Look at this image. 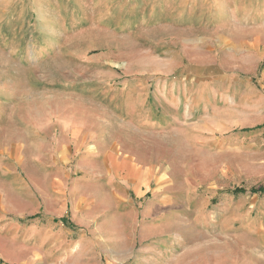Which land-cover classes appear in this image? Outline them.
Wrapping results in <instances>:
<instances>
[{
	"label": "rangeland",
	"instance_id": "rangeland-1",
	"mask_svg": "<svg viewBox=\"0 0 264 264\" xmlns=\"http://www.w3.org/2000/svg\"><path fill=\"white\" fill-rule=\"evenodd\" d=\"M223 2L0 0V264H118L137 257L139 228L131 256L91 244L107 211L93 205L104 191L84 180L94 179L88 174L102 158L84 160L80 148L111 149L118 168L129 161L143 170V198L122 189L118 196L139 208L158 197V233L175 245L210 247L199 258L222 249L224 264H264V194L251 192L264 188V60L224 61L200 34L202 22L224 20L216 9ZM256 4L252 18L264 10V0ZM244 26L264 37L258 26ZM173 86L180 103L178 95H163ZM192 96L201 103L190 104ZM163 117L173 121L160 126ZM22 121L37 122L47 138L68 132L66 153L58 140L52 146L61 168L54 160L44 173L19 157L35 150L36 135L22 134ZM46 193L65 202L62 219L42 220L30 208ZM76 230L85 232L89 253L67 248L77 237L60 232Z\"/></svg>",
	"mask_w": 264,
	"mask_h": 264
},
{
	"label": "crops",
	"instance_id": "crops-1",
	"mask_svg": "<svg viewBox=\"0 0 264 264\" xmlns=\"http://www.w3.org/2000/svg\"><path fill=\"white\" fill-rule=\"evenodd\" d=\"M257 0H224L220 6L216 7L217 11L224 12V20H209L202 22L200 26V34L213 44L218 46L222 52H224V61H235L239 64H244L246 61L256 60L260 62L264 60V37L255 36L253 33V28L251 30L244 31L245 23L252 24L253 26H258L261 31H264V10L261 6V10H257V14L259 17H253L252 13L255 12V6ZM263 1V0H262ZM259 3V2H258ZM254 7V8H253ZM211 16L210 19H212ZM251 19L250 22H246V20ZM246 32L248 34L244 35ZM244 62V63H243ZM211 68V67H209ZM216 69V68H215ZM236 72V71H235ZM235 74H238L237 72ZM251 74V73H250ZM171 89L168 87L166 90V94L164 92V96L168 97H178L176 102L180 103L181 93L179 94L176 90L177 86H173ZM163 96V97H164ZM214 97V96H213ZM219 98L222 95L218 96ZM165 98V97H164ZM190 104L201 103L199 98L192 96ZM206 105V104H205ZM180 109L174 105L173 110L176 111ZM46 124L54 125L53 120L46 119ZM173 119L172 117H163L158 120V125L165 126L170 124ZM58 124H56L57 126ZM62 127V126H60ZM38 123L37 122H21V130L22 134L27 133H35L36 136H30L31 141H35L32 144L34 147V152H31L27 155L19 154V157H27V163L32 165L37 171L47 172L50 170L53 165L54 160H57L58 167L61 168L63 159H58L60 157L59 154L54 155V151L52 149L54 140L59 141L60 153L63 152V149L68 150V143H63L62 141L68 140V132L63 131V128L60 129L58 135H55V138H47L46 136H42L39 134ZM53 128H51L52 130ZM66 130V129H65ZM66 135V138L63 136ZM43 142H48L47 145H43ZM65 144V145H64ZM81 151V156L85 158L84 160L96 161L97 158H102L100 161V165L93 170L95 173L88 174L92 175L94 179L84 180L89 185L93 184V188L102 189L101 195L99 194L97 198H95V206L96 211L106 212V215H102V220L104 222L102 225L98 227V229L93 230V234H90V242L94 248H97V245L100 246L99 249H103L104 252H108L110 255L113 254H130L131 256L133 250H131L130 245H133V236L136 234L134 227L139 228L138 237L142 242L141 246H139V253L137 257L131 259L126 258L127 261L116 262L118 264H224V251L214 250L210 252H206L202 255L201 258L197 256V254L201 253L199 250L206 251L210 247L208 246H198L190 245L188 247H179L174 244L172 236L158 233L157 229H161L162 226V217L156 213L159 207L162 205L159 201L158 197H155L152 200H148L144 202V207H137L133 200L125 198V194L118 196V190L122 189L123 192L129 191L135 201L137 199L141 200L143 198V188L145 190V180H143L140 173H143L141 169H138L136 166L129 161H125L124 164L118 168L116 166L117 160L111 156V149L108 151L102 152L99 150H88V149H79ZM112 158H111V157ZM110 157L113 164L110 166L105 165L106 158ZM83 160V161H84ZM109 162V160L107 161ZM19 163H22L19 161ZM60 165V166H59ZM58 190V187H55V191ZM102 194H105L104 198ZM39 202L37 201L30 204V208L34 209V214L40 215L42 220H55L58 218L64 217V206H66L65 202L61 199H54L50 197L49 193L45 195L37 194ZM38 203V204H37ZM137 203V202H136ZM54 204H57V209H54ZM59 213V214H58ZM149 215V216H147ZM109 216V217H107ZM111 217V219H110ZM204 221L208 220L207 215L203 216ZM209 220H211L210 214L208 215ZM88 220V218L86 217ZM84 220V219H83ZM202 221V220H201ZM197 224V221H194ZM63 225V224H61ZM202 227V226H201ZM194 231H196L194 229ZM201 232H204L205 235H208L207 228H201ZM74 231H61L62 235H75L77 239L67 247L70 248L71 251H75L78 253H89L90 247H85L84 244V231L76 230ZM99 233V234H98ZM98 251L100 252V250ZM188 249V251H186ZM198 251V252H197ZM197 253V254H196ZM193 255L192 259L188 261H183L185 255ZM140 257V258H138ZM67 264V263H66ZM103 264H112V263H103ZM115 264V263H114Z\"/></svg>",
	"mask_w": 264,
	"mask_h": 264
},
{
	"label": "trees",
	"instance_id": "trees-1",
	"mask_svg": "<svg viewBox=\"0 0 264 264\" xmlns=\"http://www.w3.org/2000/svg\"><path fill=\"white\" fill-rule=\"evenodd\" d=\"M252 193H259V194H264V188L258 189V190H252Z\"/></svg>",
	"mask_w": 264,
	"mask_h": 264
}]
</instances>
